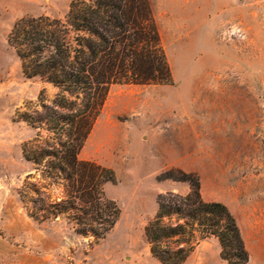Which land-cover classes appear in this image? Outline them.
Wrapping results in <instances>:
<instances>
[{
    "label": "rangeland",
    "instance_id": "obj_1",
    "mask_svg": "<svg viewBox=\"0 0 264 264\" xmlns=\"http://www.w3.org/2000/svg\"><path fill=\"white\" fill-rule=\"evenodd\" d=\"M72 1L0 0V264H162L145 226L158 194L190 190L158 179L172 168L199 175L203 197L235 215L247 264H264V0H151L173 83L112 85L80 152L114 171L105 192L118 222L95 243L64 218L28 215L18 190L33 172L22 144L35 131L16 112L57 88L25 76L8 35L25 16L63 18ZM221 252L210 237L183 264H229Z\"/></svg>",
    "mask_w": 264,
    "mask_h": 264
},
{
    "label": "trees",
    "instance_id": "obj_2",
    "mask_svg": "<svg viewBox=\"0 0 264 264\" xmlns=\"http://www.w3.org/2000/svg\"><path fill=\"white\" fill-rule=\"evenodd\" d=\"M8 43L28 78L57 88L48 100L16 112L35 135L22 144L33 165L18 194L35 221L64 218L80 236L97 243L118 222L121 209L105 192L114 171L80 157L114 84L165 85L172 70L161 44L151 0H73L63 18L18 19ZM159 180L184 182L186 194L157 196L158 209L145 226L150 252L162 264H183L205 239H218L229 264H247L249 252L230 208L206 200L198 174L169 169ZM59 187L60 196L51 188Z\"/></svg>",
    "mask_w": 264,
    "mask_h": 264
},
{
    "label": "bare ground",
    "instance_id": "obj_3",
    "mask_svg": "<svg viewBox=\"0 0 264 264\" xmlns=\"http://www.w3.org/2000/svg\"><path fill=\"white\" fill-rule=\"evenodd\" d=\"M129 104V101H126V102H124V103H122V105H124V106H126V105H128ZM132 226V225H131ZM133 227V226H132ZM123 237H125V235H123ZM122 239H124V238H122ZM126 239H128V238H126Z\"/></svg>",
    "mask_w": 264,
    "mask_h": 264
},
{
    "label": "crops",
    "instance_id": "obj_4",
    "mask_svg": "<svg viewBox=\"0 0 264 264\" xmlns=\"http://www.w3.org/2000/svg\"><path fill=\"white\" fill-rule=\"evenodd\" d=\"M156 259V258H155ZM157 260V259H156Z\"/></svg>",
    "mask_w": 264,
    "mask_h": 264
}]
</instances>
